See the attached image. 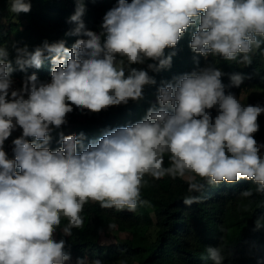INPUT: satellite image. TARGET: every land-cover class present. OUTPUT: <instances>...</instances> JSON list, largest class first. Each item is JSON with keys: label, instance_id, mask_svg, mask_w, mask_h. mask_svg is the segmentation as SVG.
I'll return each instance as SVG.
<instances>
[{"label": "clouds", "instance_id": "clouds-1", "mask_svg": "<svg viewBox=\"0 0 264 264\" xmlns=\"http://www.w3.org/2000/svg\"><path fill=\"white\" fill-rule=\"evenodd\" d=\"M30 10V0H11V13ZM85 11L83 0H76L70 17L76 27L68 35L85 38L71 48L64 40L45 41L34 51L14 46L21 71L40 69L50 59V82L32 74L12 90L16 69L0 46V264H66L71 254L66 240L55 238L57 229L71 236L73 228H81L89 201L135 210L146 175L187 177L186 205L202 199L191 194L204 191L201 181L216 186L245 179L264 194V143L254 138L264 106L226 94L224 73L212 66L162 81L159 107H150L134 124L108 130L87 146L83 132L61 133L62 147L55 151L47 146L53 128L67 123L73 106L99 113L141 99L144 86L156 81L131 65L150 59L158 62L147 64L151 71L170 68L175 53L166 57L165 49L175 48L190 28L195 29L189 45L194 53L251 64L250 53L264 44V0H117L99 33L85 28ZM244 79L239 73L230 76L235 87ZM17 127L22 135L13 140L14 159H9L4 142ZM62 218L68 223L61 229ZM207 252L213 264H223L219 247ZM76 264L103 262L85 256Z\"/></svg>", "mask_w": 264, "mask_h": 264}, {"label": "trees", "instance_id": "trees-1", "mask_svg": "<svg viewBox=\"0 0 264 264\" xmlns=\"http://www.w3.org/2000/svg\"><path fill=\"white\" fill-rule=\"evenodd\" d=\"M83 2L86 8L82 17L85 28L99 33L103 16L117 4V0ZM10 3L11 0H0V46L7 48L8 59L16 69L11 77L24 81L36 74L41 82H50L51 60H45L40 69L21 71L15 64V47L27 46L29 51H34L45 41L52 44L64 40L65 46L71 48L77 39L85 38L68 35L76 27L70 22L76 10V0H30V12L18 15L9 11ZM194 30L190 28L175 48L165 49L166 57L175 53L170 68L151 71L147 64L158 62L150 59L141 65H131L148 71L156 81L154 85L144 86L141 99L129 100L127 105L110 106L99 113L81 112L73 106V111L67 115V123L53 128L47 145L49 149L55 151L62 147L61 133L78 136L83 132V144L87 146L89 142L102 138L108 130L142 120L150 107H159L157 96L162 81H172L207 66L224 73L222 82L226 94L231 92L238 96L245 91L259 90L264 99V44L250 53L251 64L243 65L220 56L204 57L194 53L189 46ZM236 73L245 77L239 87L232 86L230 80V76ZM259 105L264 106V103ZM211 112L215 117V109ZM258 123L260 128L254 138L264 143V113L258 117ZM21 135L11 141L5 140L4 150L9 159H14L12 142ZM27 139L30 142L34 140L31 137ZM77 150L80 151L79 147ZM164 166H169L167 155L164 156ZM144 180L141 202L135 210L102 208L99 203L89 201L81 213V228H73L71 236H64L57 229L55 238L66 240L65 251L70 252V261L76 263L78 257L86 256L90 261L99 259L103 264H213L207 252L211 246L221 249L225 257L223 264H264V194L256 193L254 183L241 179L236 183L208 186L201 181L205 183L204 191L191 194L202 199L186 205L184 198L190 195L187 177L155 179L146 175ZM249 189L253 192L251 197L240 195ZM67 223V219L62 218L60 228ZM107 228L120 234H116L115 242L103 244L102 232ZM123 233H128V236Z\"/></svg>", "mask_w": 264, "mask_h": 264}, {"label": "rangeland", "instance_id": "rangeland-1", "mask_svg": "<svg viewBox=\"0 0 264 264\" xmlns=\"http://www.w3.org/2000/svg\"><path fill=\"white\" fill-rule=\"evenodd\" d=\"M236 97L239 98L241 103L245 104V105H257L260 103H264L262 93L259 90L245 91ZM19 134H22V129L17 127V129L12 132V134L9 136V138L7 140L11 141L12 139H14ZM257 141L259 143H261V141H259V140H257ZM116 234L118 235L120 233H118L117 230H115V229L110 230L107 228L105 231L102 232L101 242L103 244H110V243L115 242L116 241ZM122 235L128 236V233H123ZM55 237H57V233L55 234ZM66 264H76V263L73 261H68V262H66Z\"/></svg>", "mask_w": 264, "mask_h": 264}, {"label": "built area", "instance_id": "built-area-1", "mask_svg": "<svg viewBox=\"0 0 264 264\" xmlns=\"http://www.w3.org/2000/svg\"><path fill=\"white\" fill-rule=\"evenodd\" d=\"M13 80V84H12V90H16L22 87L23 84V80L20 79L19 77H11Z\"/></svg>", "mask_w": 264, "mask_h": 264}]
</instances>
